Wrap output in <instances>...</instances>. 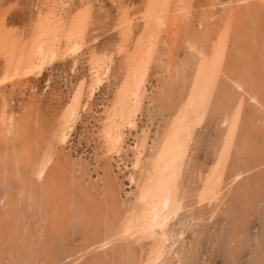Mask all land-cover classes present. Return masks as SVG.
Instances as JSON below:
<instances>
[{"label": "bare ground", "instance_id": "1", "mask_svg": "<svg viewBox=\"0 0 264 264\" xmlns=\"http://www.w3.org/2000/svg\"><path fill=\"white\" fill-rule=\"evenodd\" d=\"M2 1L0 264H190L213 228L235 261L264 222V0Z\"/></svg>", "mask_w": 264, "mask_h": 264}, {"label": "rangeland", "instance_id": "2", "mask_svg": "<svg viewBox=\"0 0 264 264\" xmlns=\"http://www.w3.org/2000/svg\"><path fill=\"white\" fill-rule=\"evenodd\" d=\"M33 1L35 2L36 0H33ZM125 1L133 2L136 0H125ZM102 2L105 5V8L110 9V11L112 12L113 8L108 3V1L102 0ZM27 3H28L27 0H4V1H2V3H1L2 6L8 5L10 7H14V5H15L14 8H12V9L9 8V10L7 12V20L9 23L17 22L20 24L21 23L20 19H23V20L26 19L27 13L29 12V10L27 9V5H26ZM65 68L66 67H61V66L55 65L52 67V69L45 71L43 73V75L39 79H37V81L33 80L34 83L32 81V83H30V84H32L33 86L36 85L37 93H38V91L40 92L41 90L44 91L46 88V86H45L46 84H44L45 83L44 79L46 78V74L48 73L52 76V78H53L52 83H54V82L58 83V78H56L55 75L57 74V76L58 75L64 76V71L67 69V68L66 69ZM79 69H80V67H79ZM59 85L62 86L63 84L60 83ZM51 87H53V86L51 85ZM100 91H101V93L99 92V95L97 94V96H96V102L97 103L100 102V100H102V98H103L102 94L106 93V88L104 89V87H103V88H101ZM47 92H48V88L46 89V93ZM24 96H25V94H24ZM45 96H47V95H45ZM24 98L26 99V97H24ZM79 122L80 123H78L76 125L77 127H75V129L73 131V135L71 137L72 140L70 139L69 144L72 147L74 146V148L76 149V154L81 153L82 158L86 159V155L91 153L92 143L90 144L91 146H86L83 139H77V137L81 134V132L84 131V128H83L84 127L83 126L84 118H82L81 121H79ZM77 142H79V143H77ZM131 142L132 141L130 140V143ZM73 154H75V153H73ZM198 156H199V158H202L203 153H200ZM87 159H88V157H87ZM255 216L252 217V219L250 221V226H249L250 230L247 234V237L249 238V244L246 246L245 250L241 253V255L235 261H233L232 263H229L230 261H228V258L225 257V255L222 252V249L224 248L223 243L221 242V240H216L215 236H213L214 231H216L218 229L213 228V229H211L210 232H207L205 234L204 239L200 242V246L198 247V252L195 255V257L193 258V260L190 262V264H256L257 256L255 255V250H256V247L258 244L260 233L262 232V230L264 228V222L261 218H259L260 216L258 214H256ZM218 222H220V221H218ZM222 228L224 230L226 229V232H230L229 225L226 222L222 224ZM214 242H215V244H214Z\"/></svg>", "mask_w": 264, "mask_h": 264}]
</instances>
